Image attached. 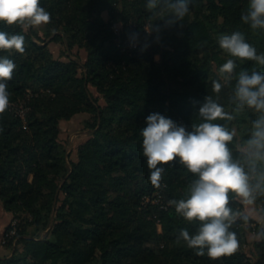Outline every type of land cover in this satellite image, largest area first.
<instances>
[{
	"label": "trees",
	"instance_id": "obj_1",
	"mask_svg": "<svg viewBox=\"0 0 264 264\" xmlns=\"http://www.w3.org/2000/svg\"><path fill=\"white\" fill-rule=\"evenodd\" d=\"M148 2L40 0L51 14L43 36L34 27L0 22V31L25 38L23 53L0 50L16 65L7 81L10 104L0 114V200L18 220L14 234L11 223L2 234L12 254L0 264H264V237L256 256L244 251L250 220L233 223L239 248L230 256L197 255L179 238L182 229L195 234L200 222L185 220L168 201L186 199L198 176L177 158L160 165V187L153 186L141 135L152 113L192 131L204 122L199 108L211 96L227 114L212 122L234 132L232 158L259 183L264 160L244 150L264 111L241 107L235 88L241 71L264 74V65L231 56L218 40L239 31L264 54V29L241 18L250 0H190L189 13L175 23L165 0L154 9ZM47 38L84 49L86 58L54 57ZM228 59L236 67L226 82L219 68ZM214 81L222 84L218 93ZM13 103L28 107L25 120ZM80 112L91 114V136L69 160L61 122ZM157 191L162 202H143ZM229 197V206L243 212L238 197ZM256 201L264 212V195Z\"/></svg>",
	"mask_w": 264,
	"mask_h": 264
},
{
	"label": "clouds",
	"instance_id": "obj_2",
	"mask_svg": "<svg viewBox=\"0 0 264 264\" xmlns=\"http://www.w3.org/2000/svg\"><path fill=\"white\" fill-rule=\"evenodd\" d=\"M157 3L158 0H149L147 8L154 9ZM189 4L190 0H165V8L174 17L170 23L183 21L189 13ZM241 18L244 23H250L253 30L264 29V0H250L247 14H243ZM50 21L51 14L40 6V0H0V22L7 25L36 27ZM136 36L138 34H134V38ZM24 39L23 35L0 31V50L14 49L23 53ZM218 43L220 48L233 57L264 65V54H257L256 48L239 31L221 36ZM15 67L13 60L0 57V114L10 104L7 81L11 80ZM235 67V61L228 59L219 68L221 78L229 81ZM221 87L219 81H214L215 92L218 93ZM235 98L241 107L247 105L257 111H264V74L258 71L251 74L241 71ZM199 115L204 122L193 125L192 131L163 114L148 115L147 126L141 130L142 147L150 170L149 180L153 186L160 187L164 172L160 165L177 158L181 165L198 176L189 186L186 199H172L168 203L185 220L200 222L195 234L182 229L179 238L189 248L196 249L197 255H204L206 250L210 258L217 259L230 256L238 250L237 234L230 229L238 218L245 222L254 218L247 209L254 204L257 194L264 195V174L260 175L259 183L254 184V177L245 172L241 163L233 160L228 144L233 140L234 132L212 122L226 118L227 114L211 96L206 97L205 103L199 108ZM254 128V138L247 142L244 151L249 157L264 160V155L260 152L264 149V115L254 123ZM229 193H234L240 199L245 205V211H234L229 206ZM260 219L264 222V216ZM261 237H264V232L257 235V239Z\"/></svg>",
	"mask_w": 264,
	"mask_h": 264
},
{
	"label": "rangeland",
	"instance_id": "obj_3",
	"mask_svg": "<svg viewBox=\"0 0 264 264\" xmlns=\"http://www.w3.org/2000/svg\"><path fill=\"white\" fill-rule=\"evenodd\" d=\"M104 16L107 19L110 17L108 12H104ZM43 26L44 24L34 27L40 32L42 36L44 35ZM115 27L117 30L122 29L123 27L122 22L120 20L116 21ZM26 28L29 29L31 27L26 26ZM45 43H48V46L53 56L56 58L68 60V55H69L79 60L80 62L86 58V51L82 48L80 49L78 47H74L73 49H70L66 43L62 41H54L51 40L50 38H47ZM156 58L158 59L159 56L157 55ZM91 90L96 96L100 95L99 92L94 87H91ZM100 102L104 104L105 103L104 98L101 97ZM89 120H91L90 113L80 112L74 115L71 119L63 120L61 122L62 130L60 134V139L67 147L69 160L77 158L78 146L91 136V129L88 126ZM245 210L246 209L244 205L243 211ZM247 210L252 213V216L254 218H250L249 219L250 221L247 222V225L250 227L247 230L248 242L244 246V251L247 252V254L254 256L257 250L256 242L261 239V238L257 239V235L260 233V228L264 226V222H262L260 219L261 216H264V212L262 211L261 205L256 200L254 201L253 205L248 206ZM7 240L8 239L1 237L0 243L2 245H5L8 249H10L8 244H6ZM150 244L153 245V243Z\"/></svg>",
	"mask_w": 264,
	"mask_h": 264
},
{
	"label": "crops",
	"instance_id": "obj_4",
	"mask_svg": "<svg viewBox=\"0 0 264 264\" xmlns=\"http://www.w3.org/2000/svg\"><path fill=\"white\" fill-rule=\"evenodd\" d=\"M13 220V213L6 210L0 200V239L3 232L8 227L9 223ZM12 250L8 249L5 245L0 243V258L11 256Z\"/></svg>",
	"mask_w": 264,
	"mask_h": 264
},
{
	"label": "built area",
	"instance_id": "obj_5",
	"mask_svg": "<svg viewBox=\"0 0 264 264\" xmlns=\"http://www.w3.org/2000/svg\"><path fill=\"white\" fill-rule=\"evenodd\" d=\"M13 107L16 108L18 114H19L21 117H23L24 120H25V116H26V112H27V110H28V107H26V106L24 105V103H20V104H15V103H13ZM162 197H163V196H162L161 191H157V192H155V193L153 194V196H151V195H147V196H145L143 202L146 203V202H149V201H151V200H152L153 202H162ZM162 205H163V204H162ZM17 222H18V220H17L16 218H14V219L12 220V222H11V226L13 227V229L10 230V234H11V235L14 234L15 231H16L15 227H16V225H17Z\"/></svg>",
	"mask_w": 264,
	"mask_h": 264
}]
</instances>
